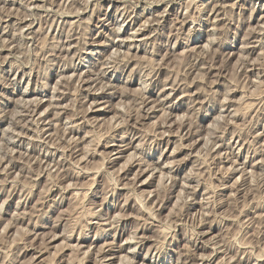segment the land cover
<instances>
[{"label": "clouds", "instance_id": "clouds-1", "mask_svg": "<svg viewBox=\"0 0 264 264\" xmlns=\"http://www.w3.org/2000/svg\"><path fill=\"white\" fill-rule=\"evenodd\" d=\"M0 264H264V0H0Z\"/></svg>", "mask_w": 264, "mask_h": 264}, {"label": "rangeland", "instance_id": "rangeland-1", "mask_svg": "<svg viewBox=\"0 0 264 264\" xmlns=\"http://www.w3.org/2000/svg\"><path fill=\"white\" fill-rule=\"evenodd\" d=\"M237 179H239V178H237ZM149 183H150V181H149Z\"/></svg>", "mask_w": 264, "mask_h": 264}]
</instances>
